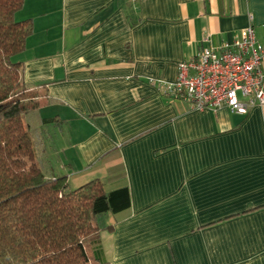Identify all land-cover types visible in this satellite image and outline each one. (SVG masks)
Wrapping results in <instances>:
<instances>
[{
  "label": "crops",
  "instance_id": "obj_1",
  "mask_svg": "<svg viewBox=\"0 0 264 264\" xmlns=\"http://www.w3.org/2000/svg\"><path fill=\"white\" fill-rule=\"evenodd\" d=\"M16 18L32 21L15 58L44 89L38 122L69 139L36 140L43 172L129 190L91 264H264V104L193 109L162 89L250 22L264 43V0H24Z\"/></svg>",
  "mask_w": 264,
  "mask_h": 264
},
{
  "label": "trees",
  "instance_id": "obj_2",
  "mask_svg": "<svg viewBox=\"0 0 264 264\" xmlns=\"http://www.w3.org/2000/svg\"><path fill=\"white\" fill-rule=\"evenodd\" d=\"M23 2L0 0V264H91L97 217L125 210L129 190L107 191L98 178L70 187L65 175L43 172L23 114L44 89L25 85L15 58L32 32L30 18H16Z\"/></svg>",
  "mask_w": 264,
  "mask_h": 264
},
{
  "label": "built area",
  "instance_id": "obj_3",
  "mask_svg": "<svg viewBox=\"0 0 264 264\" xmlns=\"http://www.w3.org/2000/svg\"><path fill=\"white\" fill-rule=\"evenodd\" d=\"M162 89L193 109L224 106L244 114L264 104V43L252 22L231 41L201 47L194 57L179 62L175 80Z\"/></svg>",
  "mask_w": 264,
  "mask_h": 264
},
{
  "label": "rangeland",
  "instance_id": "obj_4",
  "mask_svg": "<svg viewBox=\"0 0 264 264\" xmlns=\"http://www.w3.org/2000/svg\"><path fill=\"white\" fill-rule=\"evenodd\" d=\"M42 114L46 115L47 113L43 112V110H36V111H33L29 114H23L24 123L26 124L28 131H29L31 137L33 138V140L36 142L37 139L44 138L45 140L43 141V145H45L47 147V150H48V147L50 148L53 144L56 146H59L58 145L59 142L62 143L63 146L68 147V145H66V142L69 139H68V135L66 134L65 129L60 130V129H58V125H55V124L54 125H48V124H43V123L39 124L38 116H41ZM37 131H41L42 133L40 134ZM38 145H42V143L38 142ZM38 145H36V146L38 147ZM54 151H56V150H54ZM48 152H49V150H48ZM59 156L61 158H63V155L61 152H59ZM106 213H108V212H106ZM109 213H111V212H109ZM111 214H109V215H111ZM105 217L106 216H104V214H101L100 216H98L96 223L98 225L102 224L104 222Z\"/></svg>",
  "mask_w": 264,
  "mask_h": 264
}]
</instances>
